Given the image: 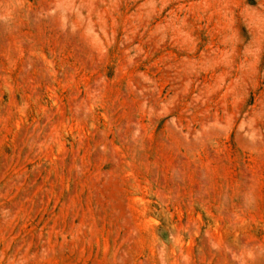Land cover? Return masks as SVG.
<instances>
[{"label":"rangeland","instance_id":"374dc122","mask_svg":"<svg viewBox=\"0 0 264 264\" xmlns=\"http://www.w3.org/2000/svg\"><path fill=\"white\" fill-rule=\"evenodd\" d=\"M0 264H264V0H0Z\"/></svg>","mask_w":264,"mask_h":264}]
</instances>
